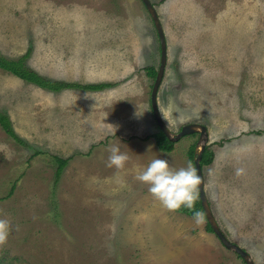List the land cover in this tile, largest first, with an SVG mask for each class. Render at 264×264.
<instances>
[{
    "label": "rangeland",
    "instance_id": "1",
    "mask_svg": "<svg viewBox=\"0 0 264 264\" xmlns=\"http://www.w3.org/2000/svg\"><path fill=\"white\" fill-rule=\"evenodd\" d=\"M149 1L166 41L159 115L172 134L206 127L212 214L264 264V0ZM0 55L51 80L111 84L55 93L0 70V112L22 142L0 126V218L11 224L0 264H245L201 233V218L162 225L164 206L136 179L154 158L186 166L198 140L163 153L150 138L146 69L158 71L160 45L140 0H0ZM112 145L128 156L121 169L108 166ZM55 157L69 160L57 182Z\"/></svg>",
    "mask_w": 264,
    "mask_h": 264
},
{
    "label": "clouds",
    "instance_id": "2",
    "mask_svg": "<svg viewBox=\"0 0 264 264\" xmlns=\"http://www.w3.org/2000/svg\"><path fill=\"white\" fill-rule=\"evenodd\" d=\"M109 152L108 166L123 168L128 159L127 154L121 152L117 145L110 146ZM240 171L242 169H237L238 173ZM136 179L145 184L148 192L165 208L177 209L181 206L192 208L194 205L195 188L199 177L190 161L186 166L173 168L167 159L154 158L147 166L138 169ZM10 228V221L0 218V243L6 241Z\"/></svg>",
    "mask_w": 264,
    "mask_h": 264
},
{
    "label": "trees",
    "instance_id": "3",
    "mask_svg": "<svg viewBox=\"0 0 264 264\" xmlns=\"http://www.w3.org/2000/svg\"><path fill=\"white\" fill-rule=\"evenodd\" d=\"M141 1V0H140ZM142 2V1H141ZM143 4V2H142ZM144 6V4H143ZM145 8V6H144ZM146 9V8H145ZM147 11V10H146ZM155 27V26H154ZM28 54H26V57ZM25 57L19 58L17 60L14 59H7L3 56L0 55V70L9 73L13 75L14 77L35 85L36 87L46 90L49 92H59L62 90L66 89H81L85 91H100L103 90L107 87H110L111 84H96V85H78V84H69L63 81H56V80H51L48 78H45L29 67L25 65ZM147 72V77H156L157 70H155L153 67H150L146 69ZM0 126L2 130L11 138L16 140L19 143H22L14 134L10 120L6 114H3L0 112ZM150 138H152L155 142V145L157 149L160 152L163 153H170L173 150L174 143L170 142L166 136L162 133V131L159 129L157 134L152 135ZM194 148L195 145H193L188 153V157L190 161L193 163V158H194ZM55 164H56V170H55V181H59L64 169L66 168L68 161L67 159H62V158H54ZM213 162V152L210 151L208 148H206L202 154V158L200 161V166L201 169H203L206 166H210ZM197 188V185H196ZM198 191V190H197ZM12 192V191H11ZM174 212L183 214L189 217H192L194 219L201 218L203 221H205V229L207 232L212 233V229L210 228L209 224L206 222V218L204 215V212L201 207L200 199L198 193L196 194V198L194 201V205L192 208L184 207L181 206L177 209H172ZM199 213L197 216L196 214Z\"/></svg>",
    "mask_w": 264,
    "mask_h": 264
},
{
    "label": "water",
    "instance_id": "4",
    "mask_svg": "<svg viewBox=\"0 0 264 264\" xmlns=\"http://www.w3.org/2000/svg\"><path fill=\"white\" fill-rule=\"evenodd\" d=\"M149 14V16L152 19V22L155 26L158 40H159V45H160V64L158 71L156 73V78L154 81V85L152 87V92H151V97H150V103H151V110H152V115L153 118L158 126V128L162 131V133L166 136V138L172 142L175 143L177 142L180 138L191 135V134H197L198 135V140L194 148V158H193V163H194V169L196 175L199 177V181L197 183V190H198V195L201 203L202 210L204 212L206 222L209 224L210 228L212 229L213 234L218 238L220 243L230 251H233L236 253L244 262L245 264H254L253 261L250 259L249 255L239 248L238 246L230 243L225 236L222 234L221 230L218 227V224L212 214V211L210 209L208 200L205 196L204 192V180H203V175H202V169L200 166V161L202 158V154L205 150V145L207 141V130L206 127L200 124H188L183 126L180 131L177 134H172L169 132V130L166 128L164 125L159 112L157 108V89L158 86L161 82L163 72H164V67L166 63V41H165V36L163 32V28L161 26V23L159 21L157 12L151 2L149 0H141Z\"/></svg>",
    "mask_w": 264,
    "mask_h": 264
},
{
    "label": "crops",
    "instance_id": "5",
    "mask_svg": "<svg viewBox=\"0 0 264 264\" xmlns=\"http://www.w3.org/2000/svg\"><path fill=\"white\" fill-rule=\"evenodd\" d=\"M164 209H165V212L167 213H162L163 214V220H162V225L163 224H166V225H168V224H170V223H174V220H173V214L175 215V214H177L178 215V217L181 219V217H183V216H185V217H183L182 219H185L184 221H179L178 222V224L181 226V227H185V226H188L189 225V227L187 228V230H192V229H195V228H197V223H203L202 222V220L200 221V220H198V219H194V218H192V217H189V216H186V215H183V214H179V213H176V212H174L172 209H168V208H165L164 207ZM183 215V216H182ZM145 221L146 220H142V223H145ZM205 225V224H204ZM175 226H177V225H175ZM174 227V226H173ZM164 228H166V227H164ZM172 227H170V228H168V230L169 229H171ZM203 229H204V227H202V234H204V235H206V237H209V235H208V232L206 233V232H204L203 231ZM168 230H164V233L167 235V236H169V235H171V236H173V234H174V229H171L170 230V232H169V235H168V233H167V231ZM210 234V233H209Z\"/></svg>",
    "mask_w": 264,
    "mask_h": 264
}]
</instances>
